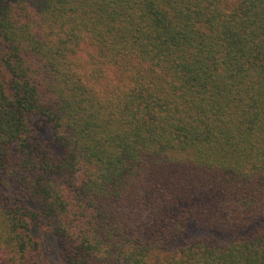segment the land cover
<instances>
[{
    "label": "trees",
    "instance_id": "1",
    "mask_svg": "<svg viewBox=\"0 0 264 264\" xmlns=\"http://www.w3.org/2000/svg\"><path fill=\"white\" fill-rule=\"evenodd\" d=\"M44 237L264 264V0H0V264Z\"/></svg>",
    "mask_w": 264,
    "mask_h": 264
},
{
    "label": "rangeland",
    "instance_id": "2",
    "mask_svg": "<svg viewBox=\"0 0 264 264\" xmlns=\"http://www.w3.org/2000/svg\"><path fill=\"white\" fill-rule=\"evenodd\" d=\"M213 235L212 232L203 230L199 227H196L193 223L188 227V231L186 234V239L193 240L204 237H209ZM228 239V238H227ZM226 239V241H227ZM43 253L45 255V259L42 264H58V249L57 243L54 239L50 237H44L43 240Z\"/></svg>",
    "mask_w": 264,
    "mask_h": 264
}]
</instances>
